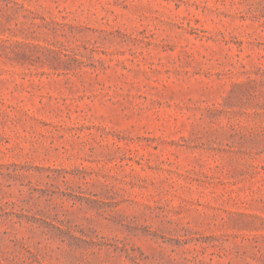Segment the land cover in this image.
<instances>
[{
    "label": "rangeland",
    "instance_id": "374dc122",
    "mask_svg": "<svg viewBox=\"0 0 264 264\" xmlns=\"http://www.w3.org/2000/svg\"><path fill=\"white\" fill-rule=\"evenodd\" d=\"M0 264H264V0H0Z\"/></svg>",
    "mask_w": 264,
    "mask_h": 264
}]
</instances>
